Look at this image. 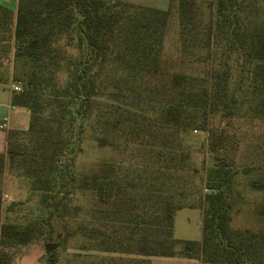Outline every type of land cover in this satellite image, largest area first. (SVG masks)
<instances>
[{"label":"rangeland","instance_id":"1","mask_svg":"<svg viewBox=\"0 0 264 264\" xmlns=\"http://www.w3.org/2000/svg\"><path fill=\"white\" fill-rule=\"evenodd\" d=\"M110 1L169 14L163 21L147 12L146 16L135 13L123 18L118 24L116 48L104 62L90 69L97 94L85 102L77 117H72L74 131L61 130L71 141L68 156L62 160L66 172L62 183L67 192L58 190V196L63 197L62 205H56L55 210L45 203L36 191L31 173L19 168L18 161L6 158L0 174V226L6 222L46 224L53 212L51 239L47 228L42 239L20 248L14 264H136L139 259L136 247L143 242L142 237L148 241H153L156 234L165 237L162 210L155 203L156 189L162 197L183 206L174 215L173 237L201 239L202 201L208 192L205 173L212 163L207 132L202 129L200 119L201 130L176 133L163 125L162 114L176 96L169 90L172 73L196 78L198 82L193 88L197 92L211 72L207 29L217 13V0H191L193 7L188 9L192 11V19L184 28L179 24V0ZM246 17L251 26L264 21V0H248ZM56 43L57 52L45 59L40 70L41 84L30 94L38 122L33 131L18 135L23 151L38 161L43 160L38 135L60 136V122L50 115L59 112L57 97L68 93L70 71L80 56L75 42H69L66 35ZM9 55L10 61L4 59L0 73L10 77L13 64ZM154 60L158 62L155 76L151 73ZM232 76L231 86L240 93V103L235 105L229 120L231 141L222 154L233 172L228 191L232 202L230 226L264 233V115L256 102L249 104L245 99L250 92L239 85L241 73L233 70ZM11 85L22 88V83L9 79L5 86ZM14 140L13 136L10 142L14 144ZM9 144L7 139L5 150ZM171 152L186 157L189 166L170 164L167 155ZM88 173L113 177L131 193L137 211L134 216L125 217L133 221L124 224V230L119 228L113 206L103 204L94 190L80 184L82 176ZM141 221L147 223L142 236L130 231ZM100 237L113 244V249L128 245V253L99 248L96 241Z\"/></svg>","mask_w":264,"mask_h":264},{"label":"trees","instance_id":"2","mask_svg":"<svg viewBox=\"0 0 264 264\" xmlns=\"http://www.w3.org/2000/svg\"><path fill=\"white\" fill-rule=\"evenodd\" d=\"M179 4V24L184 28L192 19L189 9L193 7V2L179 0ZM247 7L248 0H217V13L207 29L209 37L206 46L210 51L211 72L204 83L198 85L197 92L193 88L198 82L196 78L172 73L169 90L176 96L162 114L163 125L176 133L201 130V120L204 124L202 129L207 132V149L212 163L205 173V189L208 192L204 193L202 201L201 239L192 241L173 237L174 215L183 206L162 197L156 189L155 203L158 210H162L165 237L156 234L153 241L142 237L143 242L136 247L139 257L136 264H150L152 257L195 260L207 264H264V233L250 229L235 230L230 226L232 202L228 191L233 172L226 164L225 155H222L231 141L229 120L233 117L235 105L240 103V93H236L231 86L233 70L241 73V89L250 92L244 96L245 99L249 104L256 102L264 115V21L249 25ZM145 12L162 18V21L169 14L168 11L110 0H37L34 4L18 0L15 11L0 5V67L4 59L10 61V53L13 64L10 77L0 73V85H6L9 79L22 83L19 92L12 91L11 103L30 112L26 130L8 132L10 144L6 152H0V174L7 157L13 162L18 161L19 168L31 173L36 191L43 201L53 208L62 205L59 188L67 194L62 183L66 176L62 160L68 156L67 147L71 141L62 135L61 130L74 131L72 117H77L85 102L97 94L95 77L90 69L104 62L116 48L119 22L129 14L146 16ZM64 35L69 42H75L80 56L70 71L68 93L57 97L59 112L54 111L50 115L52 120L60 122V136L56 137V133H46L48 137L38 135L43 156V160L39 158L38 161L23 151L18 135L33 131L34 124L38 122V115L32 111L33 98L30 94L33 90L37 91L43 78L40 70L45 65V59L54 56L58 50L56 42ZM153 62L151 73L155 76L158 62ZM262 128L264 135V125ZM13 136L14 144L10 142ZM167 156L170 164L189 166L182 154L171 152ZM80 184L94 190L103 204L113 206L112 212L119 218L121 230H124V224L133 221L125 217L134 216L137 205L130 199L131 193L127 188L118 184L116 179L88 173L82 176ZM262 212L264 214V210ZM146 225L144 221L137 222L130 227V231L142 236ZM46 232L47 226L42 221L1 224L0 264H14L20 248L42 239ZM96 244L105 251L128 253V245L113 249L114 245L103 237Z\"/></svg>","mask_w":264,"mask_h":264},{"label":"crops","instance_id":"3","mask_svg":"<svg viewBox=\"0 0 264 264\" xmlns=\"http://www.w3.org/2000/svg\"><path fill=\"white\" fill-rule=\"evenodd\" d=\"M18 0H0V5L13 11ZM151 6V5H149ZM154 7V6H153ZM11 86L0 85V152H5L8 132L10 130L24 131L29 126L30 112L28 109L11 103ZM150 264H207L195 260L151 258Z\"/></svg>","mask_w":264,"mask_h":264},{"label":"water","instance_id":"4","mask_svg":"<svg viewBox=\"0 0 264 264\" xmlns=\"http://www.w3.org/2000/svg\"><path fill=\"white\" fill-rule=\"evenodd\" d=\"M54 209L56 210L57 209V206H55ZM52 214H53V212H51L50 215L46 219V226L48 228V239L49 240L51 239V233H52V228L50 226V217H51ZM49 250H50V248H49Z\"/></svg>","mask_w":264,"mask_h":264},{"label":"built area","instance_id":"5","mask_svg":"<svg viewBox=\"0 0 264 264\" xmlns=\"http://www.w3.org/2000/svg\"><path fill=\"white\" fill-rule=\"evenodd\" d=\"M11 89L15 92H19L21 90L20 87L17 85H11Z\"/></svg>","mask_w":264,"mask_h":264}]
</instances>
